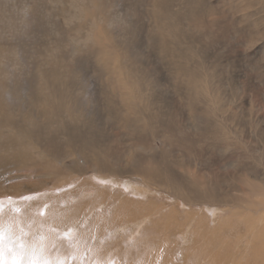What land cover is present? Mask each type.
Segmentation results:
<instances>
[{
	"label": "rangeland",
	"instance_id": "374dc122",
	"mask_svg": "<svg viewBox=\"0 0 264 264\" xmlns=\"http://www.w3.org/2000/svg\"><path fill=\"white\" fill-rule=\"evenodd\" d=\"M160 1L0 0V223L37 264H264V0Z\"/></svg>",
	"mask_w": 264,
	"mask_h": 264
},
{
	"label": "bare ground",
	"instance_id": "6f19581e",
	"mask_svg": "<svg viewBox=\"0 0 264 264\" xmlns=\"http://www.w3.org/2000/svg\"><path fill=\"white\" fill-rule=\"evenodd\" d=\"M152 2L154 3V4H152V8L153 9H164V5H163V3L160 1V0H152ZM110 52H112V51H110ZM114 56V55H113ZM109 58H112V56L111 57H109ZM119 62L117 61L116 63H115V66L116 67H114V68H120V65L118 64ZM116 69H113V71L114 70H116ZM112 71V72H113ZM125 71V70H124ZM116 72H118V71H116ZM126 73H127V71H125ZM126 73H125V75H126ZM131 73V72H130ZM113 77H117L116 75H112ZM121 76V75H120ZM120 76H118V77H120ZM112 77V78H113ZM125 77H127V76H125ZM121 79V78H120ZM125 78L123 77V79H121V80H124ZM127 79V78H126ZM114 80H115V78H114ZM120 81V80H119ZM116 82V81H115ZM154 82V81H153ZM132 83V82H131ZM124 84V83H123ZM127 85H128V83H127ZM124 86V85H123ZM126 86V85H125ZM122 88V87H121ZM131 88V87H130ZM123 90V89H122ZM124 91V90H123ZM134 97H135V95H133ZM96 176V175H95ZM100 178H102V177H100ZM131 182V180L129 181V183ZM139 184V182L138 183H136V185H138ZM84 186H86V185H84ZM100 191V193H101V195H102V198H103V200L105 201V202H107V200H109V199H107L106 200V198H107V196H106V194H105V191L104 190H99ZM88 193V192H87ZM108 193V192H107ZM115 194V193H114ZM89 196V195H88ZM106 196V197H105ZM113 196H115V195H113ZM188 196H190V195H188ZM112 200V199H111ZM54 201V200H53ZM60 201V200H59ZM122 202V203H121ZM115 203H117V204H124V200L121 198L120 199V197H119V202H115ZM193 203V202H192ZM92 206V205H91ZM175 206V205H174ZM177 206V205H176ZM89 207V206H88ZM93 207V206H92ZM159 207V206H158ZM213 207V206H212ZM231 207V206H230ZM173 208H175V207H173ZM172 208V209H173ZM130 209V208H129ZM92 210H93V208H92ZM174 210V209H173ZM250 211H252L254 214H255V212L256 213H258V211H257V209H255L254 211H253V208L252 209H249ZM261 210V209H260ZM123 212H124V210H122ZM128 211V210H127ZM131 211H133V210H131ZM177 211V210H176ZM239 211V210H238ZM237 211V212H238ZM91 213V212H90ZM112 214V213H111ZM115 214V213H114ZM80 215V214H79ZM88 215V214H87ZM91 215V214H90ZM116 215L117 214H115V217H116ZM177 215V214H176ZM97 216V215H96ZM147 216V219H148V217L150 218V216H149V214H147L146 215ZM154 216V215H153ZM171 216V215H170ZM90 217V216H89ZM176 217L177 216H175V219H176ZM247 217H248V215H247ZM162 218V217H161ZM160 218V219H161ZM242 218V217H241ZM146 219V220H147ZM171 219H173V218H171ZM170 219V220H171ZM179 219V218H178ZM178 219H176V220H178ZM185 219H186V222L187 223H189V226H190V228L193 230H195V232H196V230H197V228L199 227V225H200V217H197V215H194V214H192V213H189V215L188 216H186L185 217ZM239 219V218H238ZM168 220V219H167ZM248 220H250V219H246V221H248ZM92 221V220H91ZM129 221V220H128ZM233 221V220H232ZM240 221V220H239ZM256 221H257V223H256ZM264 221V214L262 215H260V216H257L256 218H254V219H251V221H250V223H249V221H248V223L246 224V228H245V232H248V227H249V232H251V233H254V232H258L257 230L258 229H260V232H262L263 230H264V224L262 223ZM186 222L184 221V223L186 224ZM261 222V223H260ZM171 223H172V221H171ZM231 223V222H230ZM229 223V224H230ZM238 223V222H237ZM261 224V226L258 228V224ZM241 224V223H240ZM243 224V223H242ZM97 225H98V223H97ZM96 225V226H97ZM104 225V224H103ZM117 225V224H116ZM228 225V224H227ZM238 225V224H237ZM257 225V226H256ZM161 226V225H160ZM95 227V226H94ZM98 227V226H97ZM203 227H206V230L208 231V227H209V224L208 223H206L205 225H203ZM161 228V227H160ZM159 228V229H160ZM228 228V227H227ZM93 229V228H92ZM102 229V228H101ZM194 230H193V232H194ZM215 230V229H214ZM247 230V231H246ZM193 232H190V233H187L186 234V237H187V239H188V241L187 242H189V241H192V239H194V237L192 236V235H194V233ZM225 232V231H224ZM108 233V232H107ZM255 233V234H256ZM109 234V233H108ZM196 234V233H195ZM211 234V233H210ZM86 235H91V231L90 232H87L86 233ZM169 235V234H168ZM242 235V234H241ZM240 235V236H241ZM98 236H100V235H97V237ZM237 236V235H236ZM239 236V237H240ZM91 237V236H90ZM90 237H89V239H90ZM198 236H195V239L192 241V242H196L198 239H199V237L197 238ZM238 237V236H237ZM244 237V236H243ZM94 238V237H93ZM100 238V237H99ZM98 238V239H99ZM242 238V237H241ZM257 238V237H256ZM263 238H264V233H263ZM82 239H83V237H82ZM96 239V238H95ZM94 239V240H95ZM169 239H170V237H169ZM210 239V238H209ZM208 239V240H209ZM86 240V239H85ZM93 240V239H92ZM120 240V239H119ZM212 240V239H211ZM227 241V240H226ZM261 242L263 241L264 242V239H262V240H260ZM223 242V241H222ZM238 242V241H237ZM254 242V241H253ZM262 242V243H263ZM91 243V242H90ZM86 244V243H85ZM98 244V243H97ZM107 244V243H106ZM244 244V243H243ZM90 245V244H89ZM118 245V244H117ZM190 245V244H189ZM193 245H194V243H193ZM264 245V244H263ZM262 245V246H263ZM251 246V245H250ZM83 247H85V246H83ZM93 247V245L91 246V248ZM113 247V246H112ZM86 248V247H85ZM99 248V247H98ZM119 248V247H118ZM257 248V247H256ZM263 248H264V246H263ZM111 249V248H110ZM117 249V248H116ZM186 249V248H185ZM244 249V248H243ZM254 249V248H253ZM259 249V248H258ZM92 250H93V248H92ZM91 250V252H95V249L92 251ZM104 250V249H103ZM263 250V249H262ZM260 251V250H259ZM259 251H255L256 253L257 252H259ZM112 252H113V250H112ZM100 253V252H99ZM109 253H110V251H109ZM113 253H115V252H113ZM262 253V252H261ZM261 253H259V254H261ZM264 254V253H263ZM88 256H90V255H88ZM261 256V255H260ZM91 257V256H90ZM109 257H110V255H109ZM262 257V256H261ZM245 258V257H244ZM247 258V257H246ZM264 258V257H263ZM90 260H92V259H90ZM110 260V259H109ZM117 260V259H116ZM256 260V259H255ZM239 262V261H238ZM100 263V262H99ZM112 263H114V262H112ZM89 264V263H88ZM103 264V263H102Z\"/></svg>",
	"mask_w": 264,
	"mask_h": 264
},
{
	"label": "snow or ice",
	"instance_id": "6c2138e0",
	"mask_svg": "<svg viewBox=\"0 0 264 264\" xmlns=\"http://www.w3.org/2000/svg\"><path fill=\"white\" fill-rule=\"evenodd\" d=\"M2 211L3 204L2 200H0V212ZM6 240L9 241V243L6 244ZM11 241V229L9 228L8 235L6 236L5 227L2 223H0V264H21V260L24 257H27V264H37V262L33 259L36 255V246L34 244L30 247H26L23 243H19L14 246ZM6 252L10 256V259L5 258ZM43 264H61V262L59 260L55 262L44 260Z\"/></svg>",
	"mask_w": 264,
	"mask_h": 264
}]
</instances>
